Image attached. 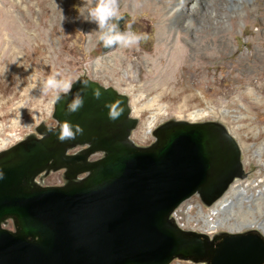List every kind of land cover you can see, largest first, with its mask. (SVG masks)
<instances>
[{
	"label": "rangeland",
	"instance_id": "rangeland-1",
	"mask_svg": "<svg viewBox=\"0 0 264 264\" xmlns=\"http://www.w3.org/2000/svg\"><path fill=\"white\" fill-rule=\"evenodd\" d=\"M94 2L0 0V151L25 136H37L40 125L53 124L52 104L64 92L45 94L41 85L58 74L66 83L86 81L123 96L129 118L136 123L131 140L137 144L168 122L219 125L237 150L239 173L231 187L247 185L255 194L262 189L264 0H118L120 19L113 23L121 32L145 38L106 56L100 53L96 24L85 19ZM96 61L100 63L95 67ZM249 89L251 96L246 95ZM153 113H158L157 120L147 136ZM206 130L207 148L213 162H219L212 167L213 175L228 158H221L222 135ZM191 202L205 215L213 210L198 199ZM178 208L166 217L168 224L184 236L200 237V232L178 227L183 224L176 219ZM254 216L264 223V213ZM168 264L209 261L176 257Z\"/></svg>",
	"mask_w": 264,
	"mask_h": 264
},
{
	"label": "water",
	"instance_id": "water-1",
	"mask_svg": "<svg viewBox=\"0 0 264 264\" xmlns=\"http://www.w3.org/2000/svg\"><path fill=\"white\" fill-rule=\"evenodd\" d=\"M98 45L102 55L115 49ZM165 126L170 133L155 156L134 154L100 168L90 187L24 195L10 190L15 181L6 179L13 173H1L0 217H16L24 234L39 241L0 231V264H168L176 257L264 264V240L254 233L220 235L208 256L214 236L187 237L168 224L173 208L205 181V130L212 129L183 122ZM222 139L238 167L234 142ZM30 154L39 157L38 144Z\"/></svg>",
	"mask_w": 264,
	"mask_h": 264
},
{
	"label": "flooded vegetation",
	"instance_id": "flooded-vegetation-1",
	"mask_svg": "<svg viewBox=\"0 0 264 264\" xmlns=\"http://www.w3.org/2000/svg\"><path fill=\"white\" fill-rule=\"evenodd\" d=\"M85 83L87 82L76 81L71 84L69 92L55 97L52 104L53 124L51 126L40 125L36 130L37 136H25L0 151V174L7 170L15 175L14 178L6 179V181H15L10 185L11 191L25 195L44 190L67 191L78 187H90L97 183L94 177L100 168L134 154L155 156L157 150L164 145L170 133L165 130L166 126L164 127L167 123L151 130V136L145 140L146 142L142 141L143 144H137L131 140V132L136 123L129 118L125 98L110 89L89 83L85 89L83 87ZM94 89L100 91L99 98L94 96ZM78 94L83 99V105L86 106L71 115H66L68 103ZM112 105H117L116 110L120 113L116 119L110 117ZM53 116L56 118L54 119ZM64 123L71 126L73 138L60 142L58 134ZM77 128L82 129V133H77L75 131ZM145 135L148 136L150 133L147 131ZM34 144L39 145L41 152L37 158H32L30 154ZM221 145L223 147L221 158L224 160L228 158L226 162L221 168L217 167V171L211 175L212 167L218 165L219 162H213V156L207 144L204 149L208 160L205 181L173 210L190 202L191 199H198L201 195L219 196L232 184V180L221 181L225 177V167L230 163V155L223 146V142ZM232 188L227 195L231 193ZM9 227L21 230L20 233L14 235H20L32 243L39 241L36 236L30 237L24 234L16 217H0V231L10 233L7 229ZM213 239L212 245L214 246L219 242V238L214 237ZM209 248L207 247V250Z\"/></svg>",
	"mask_w": 264,
	"mask_h": 264
},
{
	"label": "bare ground",
	"instance_id": "bare-ground-1",
	"mask_svg": "<svg viewBox=\"0 0 264 264\" xmlns=\"http://www.w3.org/2000/svg\"><path fill=\"white\" fill-rule=\"evenodd\" d=\"M232 4L235 5V2ZM103 60L107 61L108 59L104 58ZM99 63L100 62L96 61L94 63V66L96 67ZM252 94H254V92L250 89L246 93L247 96H251ZM157 116L158 113L152 114L150 122L148 123L149 125L148 133H150V131L153 129L155 121L157 120ZM238 119L240 118L238 117ZM187 122L190 125H195V126L202 125V126H206L208 129L219 131L223 137L231 140V138L227 133V130L220 127L219 125L215 126V124L212 123L200 124L197 123V121H191V122L187 121ZM218 126L221 128V130L220 128H218ZM222 129L224 130V132H222ZM262 150H263L262 148L257 150V155H261L260 153L262 152ZM238 173H239V169L235 165V161H232L228 163V165H226L225 174H224L225 177L221 179V181H231L232 177L234 175H237ZM233 184L234 183H232L228 188L226 187L227 188L226 191L219 196L217 195L215 197H211V196L201 195L198 197V200L204 203L208 207V210H211L213 208L210 214L207 215L203 214L204 212L202 213L201 209L199 207H196L198 203H193L191 201L186 202L182 206H180L176 211V213L180 216V218H176V219L179 220L181 219L183 221V224L179 225L178 227L184 226L185 229L189 231L200 232L199 234L205 237L206 235L207 236L209 235L210 236L209 239L212 236L219 237L220 235H224V234L254 233L260 236L264 240V236L259 232L261 231L264 234V223L260 222L254 216L255 213L257 214L264 213V187L262 189L256 190V194H255V192L247 189V185L238 186V187L234 186L232 188L231 193L227 195L228 191L230 190ZM253 205L255 207H253ZM197 208H198V213H197L198 217L195 221L202 224V228L204 229L203 231L205 233L207 231L210 232L215 231L218 228L225 229L227 231H217V232L215 231L210 234L208 233L205 234L201 230H199L198 224L192 219L195 218ZM190 209L195 210L194 214L191 215L189 213ZM175 216L176 214L174 215V217ZM254 227H256L258 230L255 229Z\"/></svg>",
	"mask_w": 264,
	"mask_h": 264
},
{
	"label": "clouds",
	"instance_id": "clouds-1",
	"mask_svg": "<svg viewBox=\"0 0 264 264\" xmlns=\"http://www.w3.org/2000/svg\"><path fill=\"white\" fill-rule=\"evenodd\" d=\"M85 19L89 22L96 24L99 43L105 49H112L116 47H132L137 45L145 37L137 35L131 32H121L116 23L120 19L119 16V3L118 0H95L94 6H92L87 12ZM83 15V14H82ZM58 75V74H57ZM57 75H49L46 80L42 82L41 91L47 93L49 91H63L65 93L71 90V83L64 82L57 78ZM86 89L87 83L83 85ZM93 94L96 98L101 95L98 89L93 90ZM83 107V99L78 94L74 99L68 103L66 115H71L77 112ZM117 105L111 106L110 117L116 119L120 113L116 110ZM77 133H82V129L77 128ZM73 138V132L71 126L68 123H64L58 139L60 142H64L66 139ZM2 178V176H0Z\"/></svg>",
	"mask_w": 264,
	"mask_h": 264
}]
</instances>
